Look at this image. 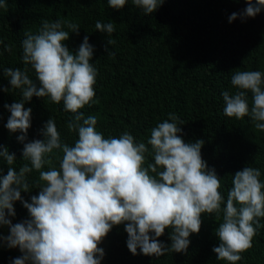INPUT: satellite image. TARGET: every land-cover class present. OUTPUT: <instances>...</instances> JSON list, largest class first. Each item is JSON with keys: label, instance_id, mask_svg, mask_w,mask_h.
I'll list each match as a JSON object with an SVG mask.
<instances>
[{"label": "clouds", "instance_id": "9594fccd", "mask_svg": "<svg viewBox=\"0 0 264 264\" xmlns=\"http://www.w3.org/2000/svg\"><path fill=\"white\" fill-rule=\"evenodd\" d=\"M107 2L110 8L122 10L128 0ZM131 2L147 16L165 0ZM245 2L240 13L229 16V23L238 17L242 22L255 18L264 9V0ZM6 7L5 0H0V8ZM65 23L71 33L79 35L78 23L42 20L38 33L26 32L22 41L24 70L3 69L11 89L22 95L20 101L4 105L10 112L5 127L10 133H21L17 139L24 145L22 157L31 165L25 163L17 171L15 154L0 145V158L8 165L7 175L0 176V229H9L7 236L0 234V246L19 249L21 255L12 264H101L105 253L99 245L120 225H124L133 256L158 259L167 253L187 254L189 237L201 230L202 214L217 220L222 215L215 230L220 243L212 249L216 259L230 264L241 261L262 227L261 171L245 166L235 172L225 199L221 178L202 158L204 141L186 143L184 121L175 113L151 129L147 140L151 151L127 131L118 138H105L97 131V117L81 111L98 103L94 88L98 70L92 62L95 48L86 35L78 50L70 51L64 43L70 38L69 31L63 30ZM115 27L113 22L95 24L97 31L109 37L104 48L109 56L114 55L108 46L115 44L110 38ZM3 51L11 53L13 45H3ZM28 66L38 84L30 79ZM231 85L234 92L221 93L224 115L236 120L249 117L255 130L264 133V72L237 70ZM33 97L57 105L63 102L64 110L74 114L66 124L69 132L78 134L74 145L61 141L51 117L39 132L43 139L25 142L32 109L24 105ZM147 155L152 162H147ZM53 157L59 160V167L53 164ZM45 166L47 170H43ZM33 170L39 173V191L28 202L21 193L31 192L26 174ZM17 201L27 209L29 218L13 224L9 217H15ZM166 229L170 246L159 239Z\"/></svg>", "mask_w": 264, "mask_h": 264}, {"label": "trees", "instance_id": "16d2710c", "mask_svg": "<svg viewBox=\"0 0 264 264\" xmlns=\"http://www.w3.org/2000/svg\"><path fill=\"white\" fill-rule=\"evenodd\" d=\"M7 7L0 8V40L3 45L12 44L13 51H3L0 45V145L16 156L13 167L29 163L22 157L23 143L19 132L10 133L5 127L10 112L4 107L20 101V90L11 89L3 69L19 68L22 61V41L25 33L37 34L41 21L78 23L79 35L69 31L70 38L64 42L70 51L78 50L87 35L95 52L92 62L98 70L95 99L98 103L85 106V116L97 117V131L105 138L119 137L125 131L136 142L147 145L150 131L158 123L175 113L182 125L186 143L203 140L202 158L209 168H215L221 178V192L225 199L232 187V175L245 166L261 171L264 183V133L255 130L249 117L243 120L228 118L223 113V91H235L231 85L232 74L239 71L264 72V9L255 17L243 21L238 17L229 23V16L240 13L245 0H165L153 14L144 15L131 0L122 10L108 6L107 0H5ZM97 21L115 23L111 39L114 45L109 56L104 48L109 38L96 30ZM30 79L38 84L33 69L28 66ZM9 89L5 92L3 89ZM251 104V94H249ZM31 108V128L28 140L43 139L40 130L47 120L54 119L61 141L74 145L78 134L69 132L66 124L74 114L47 98L33 97L25 103ZM62 156V152L58 153ZM147 162H152L147 155ZM59 167V160L53 157ZM45 166L43 170H47ZM8 165L0 158V176L7 175ZM31 192H22L24 200L38 195L39 173L26 174ZM264 190V189H262ZM223 207V206H222ZM16 215L9 217L13 224L29 218L27 209L17 201ZM199 234H192L187 254L167 253L156 258L138 254L133 256L127 248L124 225L116 226L99 247L104 249V264H230L219 261L213 247L219 246L215 230L221 219L202 214ZM262 227L253 237L252 248L242 254L236 264H264V218ZM169 230L159 239L171 245ZM139 253V249L137 250ZM21 254L8 247L0 248V264H12Z\"/></svg>", "mask_w": 264, "mask_h": 264}, {"label": "rangeland", "instance_id": "374dc122", "mask_svg": "<svg viewBox=\"0 0 264 264\" xmlns=\"http://www.w3.org/2000/svg\"><path fill=\"white\" fill-rule=\"evenodd\" d=\"M9 219H10V218H9ZM11 221H12V220H11ZM0 234H2L3 236H7V235L9 234V229H8L7 227H4V228L0 229ZM0 243H2V242H0ZM1 247H7V245H6V244H3L2 246H0V248H1ZM11 250L15 251L16 253L21 254L18 248L11 249ZM103 250H104V249H103ZM104 253H105V252H104ZM104 262H105V255H104V257H103V259H102V261H101V264H104Z\"/></svg>", "mask_w": 264, "mask_h": 264}]
</instances>
